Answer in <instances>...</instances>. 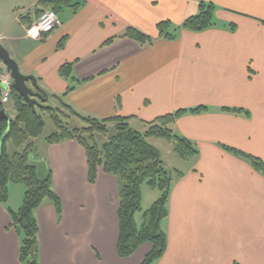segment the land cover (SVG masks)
I'll return each instance as SVG.
<instances>
[{
    "label": "crops",
    "instance_id": "1",
    "mask_svg": "<svg viewBox=\"0 0 264 264\" xmlns=\"http://www.w3.org/2000/svg\"><path fill=\"white\" fill-rule=\"evenodd\" d=\"M40 1L0 0V43L21 72L37 78L49 95L44 104L82 123L72 109L97 118L131 116L142 132L159 116L207 108L173 124L199 154L178 156L182 174L163 222L167 249L155 264H264V174L246 156L264 161V0H71L77 7L61 8L53 32L30 36ZM201 2L217 5L216 26L159 36L160 22L179 27ZM128 27L154 42L123 36ZM67 62H74L79 83L61 75ZM6 113L15 117L12 103ZM46 147L63 213L59 221L48 199L36 211L40 264H141L150 242L129 257L117 253L118 177L100 171L91 184L86 151L76 140ZM24 196L25 186L11 183L8 202L0 203V264H23L9 211ZM156 197L146 203L144 188V207Z\"/></svg>",
    "mask_w": 264,
    "mask_h": 264
},
{
    "label": "trees",
    "instance_id": "2",
    "mask_svg": "<svg viewBox=\"0 0 264 264\" xmlns=\"http://www.w3.org/2000/svg\"><path fill=\"white\" fill-rule=\"evenodd\" d=\"M43 9L40 13L52 8L57 13L64 6L76 8L71 0H41ZM217 5L212 2H201L199 12L187 18L179 27L170 21H162L157 26L159 36L175 39L179 29L203 31L218 24ZM125 37L132 38L141 44H151L154 38L134 28L128 27ZM109 40L107 43H109ZM74 62L65 63L61 75L76 83L80 80L73 74ZM74 89L70 85L67 92ZM12 104L16 115L12 118L0 119V203L6 204L9 199L11 183L25 186L22 205L16 211L10 210L12 227L20 237V261L23 264H40L39 223L36 211L44 202L50 200L56 209L58 220L63 213L62 200L54 190L53 170L44 156L34 153L35 139L43 135L45 120L40 110H48L57 131L45 138L47 144L76 140L85 149L89 166V182L97 183L99 172L103 171L118 177L120 182V201L118 217L120 236L117 244L119 257L133 255L142 245L150 242L152 249L144 257L141 264H155L167 249V233L163 222L169 214V196L177 169L165 165L160 150L150 143L151 137L165 138L174 143V149L181 158H191L199 154L194 142L176 132L173 124L186 112L201 113L207 108L198 106L189 110L181 109L171 114L157 117L146 122L145 131L132 127L131 116L115 115L97 118L82 115L72 109V114L85 124L70 128L60 118V108L47 106L42 102L35 109L13 88ZM4 108L1 102L0 111ZM40 109V110H39ZM67 115V114H66ZM112 135L103 143L99 135ZM11 145L14 146L13 151ZM238 154L244 155L241 152ZM253 166L264 174V161L252 155H246ZM147 186L160 192L159 197L148 207L143 205V187Z\"/></svg>",
    "mask_w": 264,
    "mask_h": 264
},
{
    "label": "rangeland",
    "instance_id": "3",
    "mask_svg": "<svg viewBox=\"0 0 264 264\" xmlns=\"http://www.w3.org/2000/svg\"><path fill=\"white\" fill-rule=\"evenodd\" d=\"M0 31H2V28H0ZM1 64L2 63L0 61V66H2ZM47 104H46L47 106H52L53 102L50 101ZM60 110H61V112L58 111L60 118L70 128L81 127V125L85 124L76 118H71V119L67 118V116H69V114L66 111H64L62 108ZM40 112H41V114L45 120V127H44V131H43V135L39 139L34 140L36 142V145L34 146V153L37 156L41 155V156L46 157L47 156L46 155L47 143L45 142V138L47 136L51 135L52 133H54L55 131H57V126L54 123V121H53L51 115L49 114L48 110H40ZM85 125H87V124H85ZM112 133H113V130H110V132L107 135H103V134L99 135V137H98L99 141L101 143H103L105 140H107L108 137H110V135H112ZM149 141H150V143L155 145L160 150L162 158H163L166 166L170 167L171 169H174V168L176 169V168L180 167V161L178 159L179 155L176 153V151L174 149L175 148L174 143H172L171 141H169L165 138H161V137H151L149 139ZM11 148L13 151L15 150L13 145H11ZM144 188H145V202L146 203H150L153 200L155 195H157L156 198L159 197L160 192L158 190H153L147 186H144L143 189Z\"/></svg>",
    "mask_w": 264,
    "mask_h": 264
},
{
    "label": "water",
    "instance_id": "4",
    "mask_svg": "<svg viewBox=\"0 0 264 264\" xmlns=\"http://www.w3.org/2000/svg\"><path fill=\"white\" fill-rule=\"evenodd\" d=\"M0 60L11 72L16 91L35 109L36 105L49 100V95L39 85L37 78L31 74L21 72L19 64L10 52L0 43ZM7 118L5 109L0 111V119Z\"/></svg>",
    "mask_w": 264,
    "mask_h": 264
},
{
    "label": "built area",
    "instance_id": "5",
    "mask_svg": "<svg viewBox=\"0 0 264 264\" xmlns=\"http://www.w3.org/2000/svg\"><path fill=\"white\" fill-rule=\"evenodd\" d=\"M58 24L57 12L52 8H47L40 13L37 20L31 25L29 35L40 36L50 34L56 29ZM0 92L2 104L8 106L12 100L13 78L10 71L6 68L0 69Z\"/></svg>",
    "mask_w": 264,
    "mask_h": 264
}]
</instances>
